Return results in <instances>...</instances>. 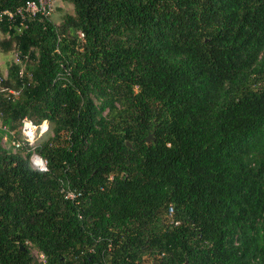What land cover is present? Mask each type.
Returning a JSON list of instances; mask_svg holds the SVG:
<instances>
[{
    "label": "trees",
    "instance_id": "obj_1",
    "mask_svg": "<svg viewBox=\"0 0 264 264\" xmlns=\"http://www.w3.org/2000/svg\"><path fill=\"white\" fill-rule=\"evenodd\" d=\"M25 1L0 0V264H263L264 0L2 14ZM24 116L47 171L3 146Z\"/></svg>",
    "mask_w": 264,
    "mask_h": 264
},
{
    "label": "built area",
    "instance_id": "obj_2",
    "mask_svg": "<svg viewBox=\"0 0 264 264\" xmlns=\"http://www.w3.org/2000/svg\"><path fill=\"white\" fill-rule=\"evenodd\" d=\"M54 10V0H27L22 5L15 7L13 10H4L2 14L6 15L8 18L13 16H19L22 21L29 17H35L36 15L42 17H50L52 11ZM1 19V15H0ZM78 35L83 39V33L78 32ZM15 62H19V58L16 53ZM24 72L23 66L19 70V74L22 75ZM4 76V75H3ZM12 93H16L12 91ZM20 129V139L12 140L10 146L13 149L23 148L30 151L29 160L31 166L40 171H47V160L41 156L35 147L41 137L49 131V122L47 119H43L39 122H35L28 116H24L19 125ZM64 191L65 198L75 199L77 193L72 189H62ZM39 258L43 259V255L39 254Z\"/></svg>",
    "mask_w": 264,
    "mask_h": 264
},
{
    "label": "rangeland",
    "instance_id": "obj_3",
    "mask_svg": "<svg viewBox=\"0 0 264 264\" xmlns=\"http://www.w3.org/2000/svg\"><path fill=\"white\" fill-rule=\"evenodd\" d=\"M72 12H73V6L71 3L66 2L64 0H54V10L50 15V19L54 21L56 24H58L62 20V17L65 13H72ZM3 37L4 35L0 31V40H2ZM15 59H16V52L14 50H4L0 46V73L2 75H6L8 63L15 61ZM47 133H49V131ZM46 134H44L41 138L47 136ZM2 143L3 146L6 148L11 147L10 146L11 141L7 135L3 137ZM31 253L34 255L37 261L38 260L40 261V258L38 257L34 249H32Z\"/></svg>",
    "mask_w": 264,
    "mask_h": 264
},
{
    "label": "water",
    "instance_id": "obj_4",
    "mask_svg": "<svg viewBox=\"0 0 264 264\" xmlns=\"http://www.w3.org/2000/svg\"><path fill=\"white\" fill-rule=\"evenodd\" d=\"M150 139H153V135H152V133H149V134L144 138L145 141H149ZM128 144H129V143H128Z\"/></svg>",
    "mask_w": 264,
    "mask_h": 264
}]
</instances>
